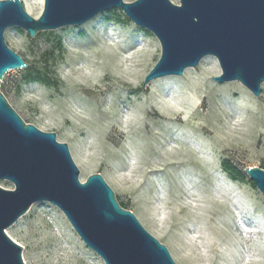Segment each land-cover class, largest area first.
Masks as SVG:
<instances>
[{
    "label": "rangeland",
    "instance_id": "rangeland-1",
    "mask_svg": "<svg viewBox=\"0 0 264 264\" xmlns=\"http://www.w3.org/2000/svg\"><path fill=\"white\" fill-rule=\"evenodd\" d=\"M21 1L30 16L41 15L43 0ZM4 40L29 64L1 79L0 91L9 105L24 122L54 132L57 141L68 145L81 181L99 173L117 202L168 248L176 264H258L264 259V196L244 172L264 168V81L258 97L238 81L218 83L211 77L221 74L219 64L205 56L181 76L160 77L168 79L159 88L162 102L180 112L165 121L169 118L149 100L152 81L158 78L142 86L159 59L160 44L120 8L106 9L80 25L38 31L34 37L9 27ZM100 40L114 53L97 48ZM78 42L97 48L106 67L87 82L75 70L80 65ZM118 56L124 67L137 70L134 83L123 89L109 75ZM189 89L195 100L183 107L177 93ZM143 99L147 112L136 116L133 110ZM193 127L200 137L196 144L184 138ZM131 137L144 141L137 148L138 159L129 156ZM192 144L203 157L192 155ZM207 152L209 159L204 158ZM224 162L240 170L244 180L230 177ZM217 185L231 191L230 201L225 203L222 193L215 203ZM0 186L13 188L6 180ZM240 218L246 231L238 225ZM207 231L215 237L210 245L203 243ZM6 234L22 246L24 264H104L48 202L33 204Z\"/></svg>",
    "mask_w": 264,
    "mask_h": 264
},
{
    "label": "water",
    "instance_id": "water-1",
    "mask_svg": "<svg viewBox=\"0 0 264 264\" xmlns=\"http://www.w3.org/2000/svg\"><path fill=\"white\" fill-rule=\"evenodd\" d=\"M38 18L21 0H0V82L11 69L27 64L4 40L9 27L30 37L38 31L80 25L109 8H120L135 25L151 32L160 56L145 75L150 80L181 76L205 56L216 58L221 74L214 81H238L254 96L264 81V0H43ZM245 174L264 196V168ZM0 264H24L22 246L6 229L38 202L65 216L81 241L104 264H176L168 248L151 235L133 212L123 208L99 173L79 179L68 145L54 132L26 123L0 91Z\"/></svg>",
    "mask_w": 264,
    "mask_h": 264
},
{
    "label": "bare ground",
    "instance_id": "bare-ground-1",
    "mask_svg": "<svg viewBox=\"0 0 264 264\" xmlns=\"http://www.w3.org/2000/svg\"><path fill=\"white\" fill-rule=\"evenodd\" d=\"M37 2V1H36ZM39 3V2H38ZM37 3V4H38ZM29 5V4H28ZM37 6V5H36ZM31 8V6H30ZM38 9V7H37ZM39 10V9H38ZM37 10V11H38ZM35 11V9H34ZM71 33H75L74 31H69ZM96 45V44H95ZM99 45V46H98ZM96 45L98 46L97 48H102V49H108L109 53L111 54V52H113V48L110 47V46H107L104 44L103 40H100L99 41V44ZM76 47V46H75ZM97 48H90L88 47L85 43H82V42H78V45H77V50H78V54L77 56L80 58V65L75 69L76 70V74L78 75V78L79 79H83L84 81H88V79L91 77L92 74H96V75H99V74H103L105 72V69L106 67L103 66L101 60L99 59V57L96 55V51H97ZM74 51V50H73ZM114 53V52H113ZM78 58V59H79ZM115 59L117 60V64L116 66L114 67L113 71L110 72V77L112 78V83L113 85L118 88V89H123V88H126V86H131L133 83H134V80L136 79V73H137V70L136 68H128V67H124L122 65V58H119L118 57H115ZM71 62H74V61H71ZM187 73H190V71H188V69L186 70ZM170 76V75H169ZM167 77L166 78H158L154 81H152V87H153V91L149 97V100H151V106L152 107H155L157 109V111L159 112L160 115L162 116H165L166 118H169L165 121H172L174 118L175 115H177V113H180L176 108H174L172 105L170 104H167V103H164L162 102V95H161V92L159 90L160 86L166 82ZM178 80V79H177ZM176 81V80H175ZM178 82V81H177ZM78 84V83H77ZM178 86V85H177ZM181 87V86H180ZM179 88V87H178ZM174 92V91H173ZM172 93V92H171ZM175 93V92H174ZM177 93V91H176ZM194 90L193 89H189L188 91L186 92H181V93H177L179 95H177V97H179L181 99V101L179 102V105L181 106H185L187 104V102L185 101H188L189 99L191 100H195V96H194ZM174 96V95H173ZM172 97V96H171ZM170 97V98H171ZM176 98V97H174ZM169 99V98H168ZM178 99V98H176ZM179 99V100H180ZM173 100V99H172ZM146 101V100H145ZM143 100L140 101V104L137 105L133 112L135 113L136 116H144L145 113L147 112V105L148 103H146ZM166 101V99H165ZM175 101V100H173ZM177 104V103H176ZM182 107V108H183ZM183 113V111H182ZM132 114V113H130ZM134 115V114H133ZM182 122L185 124L187 122V120L185 119H182ZM192 133H188V134H185V140H189V142H193L196 144V142H200V137L199 135L196 133V128L193 127L191 129ZM93 135V134H92ZM90 137H93V136H90ZM183 138V139H184ZM94 139V138H93ZM92 140V139H91ZM184 140V141H185ZM129 141L133 144V151L129 154L130 157L134 158V159H138L139 158V155L137 153L139 147H141L143 145V142L141 139H135V138H132L131 139L129 138ZM94 143V142H93ZM92 143V144H93ZM199 144V143H198ZM197 144V145H198ZM185 145V144H184ZM193 145V144H192ZM143 147V146H142ZM141 147V148H142ZM137 149V150H136ZM192 149V152H193V156L197 157V158H201L203 157L204 155H200V152L198 150V147L197 146H192L191 147ZM171 154V153H170ZM170 158V157H169ZM204 158H211L210 157V154L207 152L205 157ZM213 162V161H212ZM220 183V182H219ZM221 184V183H220ZM223 187V186H222ZM221 186L216 187V192H215V203L216 202H219L218 201V196L219 194L221 195L222 193L225 195H223L225 198V203L227 201H230V193L231 191L227 188V189H224L222 188ZM215 189V188H214ZM214 201V200H213ZM198 211V210H197ZM198 213V212H197ZM197 215V214H196ZM199 216V215H198ZM201 217V215H200ZM204 218V217H202ZM196 220V219H195ZM201 221V220H200ZM199 222V220H198ZM204 222L201 221L200 223ZM238 225L244 230L246 231L245 229V223L240 219H238ZM203 224V223H202ZM207 230V229H206ZM205 231V230H204ZM204 233V232H203ZM207 235H205V239H204V244L205 245H210V242H211V239L213 240V234L211 235L210 231H207L206 232ZM215 238V237H214ZM228 241V245L231 247L233 246L232 244V241H229L228 239L226 240ZM213 243V242H212ZM226 244V245H227ZM262 249V248H260Z\"/></svg>",
    "mask_w": 264,
    "mask_h": 264
},
{
    "label": "trees",
    "instance_id": "trees-1",
    "mask_svg": "<svg viewBox=\"0 0 264 264\" xmlns=\"http://www.w3.org/2000/svg\"><path fill=\"white\" fill-rule=\"evenodd\" d=\"M224 170L233 179L244 180V174L240 170H238L236 167L228 164V162H224Z\"/></svg>",
    "mask_w": 264,
    "mask_h": 264
},
{
    "label": "clouds",
    "instance_id": "clouds-1",
    "mask_svg": "<svg viewBox=\"0 0 264 264\" xmlns=\"http://www.w3.org/2000/svg\"><path fill=\"white\" fill-rule=\"evenodd\" d=\"M244 264H250V262L246 260ZM258 264H264V259L260 260Z\"/></svg>",
    "mask_w": 264,
    "mask_h": 264
}]
</instances>
